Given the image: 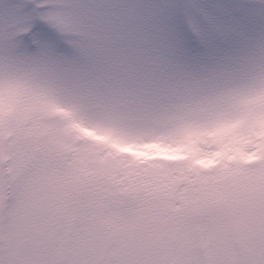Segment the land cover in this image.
<instances>
[{"label": "snow or ice", "instance_id": "snow-or-ice-1", "mask_svg": "<svg viewBox=\"0 0 264 264\" xmlns=\"http://www.w3.org/2000/svg\"><path fill=\"white\" fill-rule=\"evenodd\" d=\"M0 264H264V0H0Z\"/></svg>", "mask_w": 264, "mask_h": 264}]
</instances>
